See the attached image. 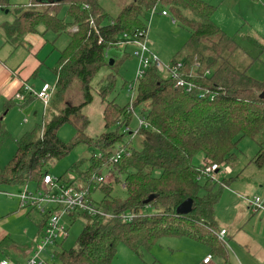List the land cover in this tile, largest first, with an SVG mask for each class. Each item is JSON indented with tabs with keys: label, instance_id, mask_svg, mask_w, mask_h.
<instances>
[{
	"label": "trees",
	"instance_id": "16d2710c",
	"mask_svg": "<svg viewBox=\"0 0 264 264\" xmlns=\"http://www.w3.org/2000/svg\"><path fill=\"white\" fill-rule=\"evenodd\" d=\"M39 2L32 0L31 5ZM63 4H68L70 21L58 14ZM155 5L170 8L191 30L184 50L178 51L170 64H184L183 76L194 84L193 91L177 86L176 80L164 76L154 61L134 86L129 104L122 107L115 99L106 103L103 112L106 131L89 136L90 120L83 108L93 101L94 76L110 64L108 48L128 41L124 34L141 39L135 33L148 28L146 14ZM12 7H17L15 20L3 27L7 39L13 43L37 33L40 25L45 26L46 32L69 34V42L60 50L53 67L57 83L52 98H63L78 80L82 99L79 103L66 101L58 115L17 142L9 165L0 168V185L28 186L30 181H36L42 187L45 175L49 174L46 166L84 143L100 150V155L90 157L88 169L81 172L90 192L99 187L95 176L111 166L124 175L128 192L127 198L121 200L111 196L110 184L100 185L105 191L101 204L114 217L85 212L71 214L82 215L88 222L78 237V246L59 254L60 264H112L119 244L142 255L165 236L192 238L207 245L213 257L228 261V248L216 234L220 229L215 208L232 178L222 181L205 177L203 164L229 165L238 143L250 137L260 147L254 161L263 165L264 80L254 78L247 69L230 60L239 46L212 20L215 7L203 0H133L112 17L100 0H49L43 9L14 6L10 0H0L3 11L11 12ZM108 17L112 21L106 23ZM75 25L78 30H68ZM115 83L116 76L109 75L101 88L103 98L112 92ZM138 105L142 106V116L139 127L132 130L130 122ZM65 123H72L77 129L70 144L58 136ZM137 138L140 147L135 145ZM120 148L126 153L113 163L112 157ZM199 155L203 159L200 166L194 162ZM85 161L82 159L74 167ZM201 179H206L204 185ZM116 180L119 181L118 176ZM64 181L74 184L72 180ZM189 198L193 199L192 211L179 214L178 206ZM124 213L135 217L126 221Z\"/></svg>",
	"mask_w": 264,
	"mask_h": 264
},
{
	"label": "rangeland",
	"instance_id": "374dc122",
	"mask_svg": "<svg viewBox=\"0 0 264 264\" xmlns=\"http://www.w3.org/2000/svg\"><path fill=\"white\" fill-rule=\"evenodd\" d=\"M105 8L106 13L112 17L116 16L120 10L133 0H100ZM215 7L212 20L230 37H232L239 48L231 56L230 60L237 64L241 69H247V72L254 78L264 80V0H203ZM14 6L23 5L29 8H45L49 0H42L39 4L31 5L32 0H10ZM17 7H12L11 12L3 11L0 8V64L7 65L10 69H16L20 65L25 56L30 54L29 44L25 42L14 45L13 42L7 39L3 25L5 23H13L15 20V11ZM169 10L170 15L164 16L159 7L157 12L152 16V8L147 11L146 20L149 25V33L147 37L148 54L156 56L159 62L167 68L173 56L181 50H184L185 45L189 39L191 30L189 27L179 21L172 10ZM68 4H63L58 14L62 19L70 21L68 14ZM111 20L108 17L106 23ZM112 21V20H111ZM45 26L40 25L41 33ZM69 27L68 30H70ZM46 37L52 40L51 33H46ZM54 44L51 43L45 49L48 55H53L46 61V64L40 67L39 76L31 80L32 84H40L42 79L49 81L52 86H55L57 79L49 69L53 68L58 59L60 50L64 49L70 39L69 34L62 32L59 34ZM140 40V39H139ZM18 43V42H17ZM13 46L14 50L10 47ZM17 48L15 49V47ZM56 47V48H55ZM56 49V50H55ZM139 45L131 41V43L122 42L119 45H113L108 48L107 59H114V64H108L100 68L92 80L93 101L83 108V113L89 118L90 124L87 128L89 136L101 135L106 131L104 121V108L109 100L115 99L120 106H126L131 102L132 90L130 83H132L137 76L140 59L136 55ZM11 50V51H10ZM10 51V52H9ZM58 56V57H56ZM44 57V55L42 56ZM56 57V58H55ZM48 58V56H47ZM46 58V59H47ZM55 58V59H54ZM116 76V83L114 89L106 98L102 97L101 88L108 82L109 75ZM164 76L169 75L168 71L162 73ZM42 78V79H41ZM77 79V78H76ZM43 83V82H42ZM41 85L37 90H40ZM44 84V83H43ZM33 86V85H32ZM82 99L81 83L75 80L70 89L65 93L64 97L57 99L55 96L51 99L47 116L46 108L43 100L33 98L30 103L24 100H17L9 107L4 106V99L0 102V168H6L13 158L17 142L28 132L36 129L40 130L44 126L45 121L58 115L65 107V103H79ZM52 108V109H51ZM142 116V106L138 105L135 110V116L130 122V128L136 130L140 124V117ZM77 129L72 123L63 124L58 130V136L67 144H70L76 138ZM135 145L140 147L139 138L135 140ZM120 147V146H119ZM258 143L250 137H244L238 143L234 150V156L228 163L232 167L231 173L218 172L215 173L216 178L223 181L232 178L236 181L233 185L232 181L224 188L223 196L219 204L216 206L215 215L217 217L222 215L233 216L243 215L244 202H254L257 196H260L264 202V163L259 165L254 161L258 151ZM93 155H100L99 148L88 145L78 144L64 157L50 163L46 166L53 178L61 180H72L75 185H82L84 183L81 177V172L88 169L90 165V157ZM82 159L86 161L80 166L74 167ZM195 164L202 165V156L195 158ZM226 164H223L224 167ZM74 167V168H73ZM106 176L107 184H110L111 196L125 200L128 192L124 186V175L118 174V170L113 167H105L103 174ZM118 176L119 181L116 180ZM203 185L206 179L200 181ZM38 182L30 181L28 184L29 191L38 195L41 187ZM26 185H0V225H3L4 230L10 234V237L18 242L19 245H34V239H37L36 226L34 222L19 213L21 206L17 197H9L7 192L19 194L20 191L25 190ZM218 187V186H217ZM219 188V187H218ZM60 191L59 187L53 188L52 192ZM204 193V190L202 191ZM105 196V191L100 189L93 190L92 199L95 204L103 207L102 200ZM248 199V200H247ZM250 209V218L253 220L260 215L259 211L263 209L264 203L260 209L252 206ZM38 217L39 213L36 212ZM73 217L68 215L63 217V223L67 226L69 235L62 242L60 249L70 250L78 246L77 240L87 224L88 219L82 215ZM2 219V220H1ZM221 222V219L218 218ZM28 221V222H27ZM2 222V223H1ZM251 231L250 227L247 231ZM35 235V236H34ZM7 238L2 243L3 248L15 250L12 239ZM36 237V238H35ZM225 241H228L226 236ZM36 244V242H35ZM208 246L202 242H198L186 236H165L162 237L153 248L149 251L144 250L142 255L135 253L130 247L121 243L117 247V252L112 264H199L203 261L204 253L208 251ZM33 252V251H32ZM31 252V253H32ZM233 257L234 254L230 249ZM18 252H16L17 254ZM32 254H30L31 256ZM209 255V254H208ZM29 256V257H30ZM21 262L26 263L29 258L27 254H21ZM28 257V258H27ZM215 263L226 264L225 260L220 256H214ZM232 262L241 264L239 260L234 259Z\"/></svg>",
	"mask_w": 264,
	"mask_h": 264
},
{
	"label": "built area",
	"instance_id": "2783aa9c",
	"mask_svg": "<svg viewBox=\"0 0 264 264\" xmlns=\"http://www.w3.org/2000/svg\"><path fill=\"white\" fill-rule=\"evenodd\" d=\"M159 6L155 5L152 8V16L157 12ZM163 15H168V10L163 9L161 11ZM93 22V19H91ZM71 31L78 30V26L75 25L71 27ZM149 26L146 30L137 31L135 37H141V39H133V37L124 34V37L128 41H134L139 45V48L136 52V55L140 59V64L138 67V72L136 79L130 83V88L132 90L131 100L133 98V89L136 83L142 79L150 67V65L157 61L158 70L163 73L168 71L169 76L173 77L176 80V85L184 87L187 92H192L194 84L187 81L183 76L184 64L178 62L177 64H170L164 67L158 60L156 56H150L148 54V47L146 43V37L148 34ZM55 86H52L49 82H45L40 90H37L34 86L27 82H23L15 94V98L18 100H25L27 95H34L37 98L43 100L45 108L49 105ZM126 153V150L120 148L117 153L112 157L113 163L118 162L123 154ZM204 166L205 177H210L216 179L215 173H231L232 168L230 165H219L217 163ZM95 182L97 186L107 184V179L105 175L95 176ZM59 187L60 191L53 193L52 189ZM38 195H35L29 191L28 186L25 187V190L20 191L19 194H13L8 192L9 197H18L20 199V205L23 209H28L29 207L36 208L41 214L46 216V221L44 226L41 228V233L36 240V244L32 255L27 259L24 264H60L59 254L63 251L60 249L62 242L68 237L69 231L67 226L63 223V217L74 214V213H88L92 216L104 215L114 217V213L105 209L101 205L94 203L92 199L91 192L87 186H80L71 184L64 180H59L53 178L51 174H46ZM255 207L260 209L263 205V199L260 196H257L254 201ZM124 220L131 221L134 219V214L124 213L122 214ZM218 237L225 241L227 234L226 229H221L216 232ZM63 240V241H61ZM212 255L209 254L203 259L204 264H210L212 262ZM0 264H13L8 260H1Z\"/></svg>",
	"mask_w": 264,
	"mask_h": 264
},
{
	"label": "crops",
	"instance_id": "0c3cea01",
	"mask_svg": "<svg viewBox=\"0 0 264 264\" xmlns=\"http://www.w3.org/2000/svg\"><path fill=\"white\" fill-rule=\"evenodd\" d=\"M160 8H161V11L163 9H167L164 7H160ZM169 15H170V12L168 13V15H164V16H169ZM46 33L53 34L52 35L53 39L51 40L50 39L51 37L47 38ZM148 33H149V30H148ZM59 36L60 35H57L54 32H50V31L46 32L45 28L42 33L40 29H38L37 33L27 34L22 39H20L22 40V42H25L26 44H29L30 46L29 48L30 54L25 56L23 62L20 65H18L16 69H10L7 65L4 66L3 64H0V102H2L4 99L5 107H9L11 104H13V102H16L18 100L15 98V94L18 92L21 84L23 82H27L31 84V80L39 76L40 67H42L44 63L46 64V61L49 60L50 58L53 59L54 53H52V55H48L47 54L48 52H46L45 49L49 46V44L51 43L54 44L55 40ZM147 37H148V34H147ZM147 37L145 39L146 42H147ZM20 40L18 41V43L15 42L13 44L18 45L19 43H21ZM129 42L131 43V41H126L125 43H129ZM16 48L17 46L15 47V49ZM10 49L14 50L13 46H11ZM43 55L44 57H42ZM59 57H60V54H59ZM1 60L2 59H0V62ZM49 69L50 70L52 69L51 72L55 75L53 68H51V66H49ZM55 78L57 79L56 75H55ZM42 80L43 81H41V83L49 82L48 79L47 80L42 79ZM41 83L32 84V85L36 89H39L40 87H37V86L41 85ZM33 98H36V96L28 94L27 98L24 101L25 102L28 101V103H30ZM45 115L47 116V113ZM235 182L236 181H234L232 184L234 185ZM80 186L82 187L87 186V183L84 182ZM17 199L20 204V199L18 197ZM244 204L245 205H244L243 215L241 214L233 215L232 217L231 216L227 217V214L224 216L217 215V217L221 219V222L218 221L215 215L216 220L218 222V229L227 230L226 236L228 237V241L224 243L226 244L228 248V261H226L224 258L223 259L225 260L226 264H236V262L235 263L232 262L234 259L236 260L238 259L241 264H264V212H263V209L259 211L260 215H258L253 220V218H250L251 215L249 213V210L247 209H250L252 211L251 209L252 206L255 207L254 202L249 201L247 203L246 201L244 202ZM36 212L39 213L40 215L39 217L35 215ZM18 214L28 217L34 222L36 226L35 234H37V238H38L41 233V228L44 226V223L46 221V216L41 214L36 208H33V207H29L28 209L21 208L19 209ZM248 227H250L252 230L247 231ZM9 237H10V234H8L4 230L3 225L2 226L0 225V261L8 260L12 262L13 264H24L21 262V257L19 256H21V254H27L29 257L30 254H32L31 252L34 250L35 242L37 239L36 240L34 239V245L31 244L30 246L29 245L23 246V245H19L18 242L16 243V241L10 237V239H12L13 242L15 243L14 246H16L15 250H10V249H7L9 247L7 248L2 247V243L5 240H7V238ZM207 248H208V251L204 253L203 258H205L208 254H211L210 248L209 247ZM230 249L233 252L234 257L232 253L230 252ZM16 252L18 253L16 254ZM214 258L215 257H212V262L210 264H217L215 263Z\"/></svg>",
	"mask_w": 264,
	"mask_h": 264
},
{
	"label": "water",
	"instance_id": "95a60500",
	"mask_svg": "<svg viewBox=\"0 0 264 264\" xmlns=\"http://www.w3.org/2000/svg\"><path fill=\"white\" fill-rule=\"evenodd\" d=\"M42 1V0H41ZM51 1H57V0H51ZM8 12V11H7ZM110 64L113 65L114 64V59H110ZM262 97H264V92H262L261 94ZM154 197V195L150 196L146 202H149L152 198ZM193 209V199L189 198L187 200H185L184 202H182L178 208H177V212L179 214H187L190 213Z\"/></svg>",
	"mask_w": 264,
	"mask_h": 264
},
{
	"label": "bare ground",
	"instance_id": "6f19581e",
	"mask_svg": "<svg viewBox=\"0 0 264 264\" xmlns=\"http://www.w3.org/2000/svg\"><path fill=\"white\" fill-rule=\"evenodd\" d=\"M255 199V198H254Z\"/></svg>",
	"mask_w": 264,
	"mask_h": 264
}]
</instances>
